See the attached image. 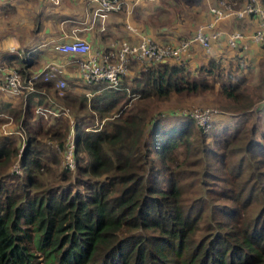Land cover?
<instances>
[{
	"label": "trees",
	"instance_id": "16d2710c",
	"mask_svg": "<svg viewBox=\"0 0 264 264\" xmlns=\"http://www.w3.org/2000/svg\"><path fill=\"white\" fill-rule=\"evenodd\" d=\"M29 56L5 62L16 61L23 81L49 91L51 79L28 71ZM138 65L116 87L100 82L83 86L96 89L89 96L57 95L106 118L97 129L74 123L80 193L37 191L36 135L47 131L30 130L32 94L24 96L16 113L23 144L0 134V264H39V254L44 264H264V130L246 125L243 110L254 102L242 73L214 58L193 70L171 61ZM212 88L243 111L226 115L212 134L222 112L202 130L188 114L168 123L147 109L171 94ZM13 162L22 174L8 172ZM197 162L200 173L188 167Z\"/></svg>",
	"mask_w": 264,
	"mask_h": 264
},
{
	"label": "crops",
	"instance_id": "0c3cea01",
	"mask_svg": "<svg viewBox=\"0 0 264 264\" xmlns=\"http://www.w3.org/2000/svg\"><path fill=\"white\" fill-rule=\"evenodd\" d=\"M223 1L232 11L213 21L208 29L217 35L210 38L209 52L205 53L196 42H192L186 61L203 65L208 58H214L220 67H236V72L242 74L246 67L254 69L258 63L264 67V46L249 37L264 19V0L260 2L261 15L237 14L245 0ZM94 3L93 0H0V64L5 66V57L9 54L26 59L30 55L32 65L28 71L32 75L53 66L67 82L74 78L82 83L70 62L71 56L55 48L60 42L78 37L86 40L92 50L114 49L120 41L135 43L140 37L157 43H174L181 37L192 35L198 25L211 20L208 8L217 6L219 0H124L125 6L119 12H108L104 17L93 16ZM231 31L242 35L232 48L226 41ZM80 89H85L81 94L86 96L96 91ZM70 93L78 94L76 88ZM51 98V95L43 94L33 95L30 100L46 105ZM21 100L23 102L20 95L0 89V111L4 114L9 109L16 114ZM1 130V134L10 135L19 131L10 124L7 129L0 126Z\"/></svg>",
	"mask_w": 264,
	"mask_h": 264
},
{
	"label": "rangeland",
	"instance_id": "374dc122",
	"mask_svg": "<svg viewBox=\"0 0 264 264\" xmlns=\"http://www.w3.org/2000/svg\"><path fill=\"white\" fill-rule=\"evenodd\" d=\"M95 4V3H94ZM120 11V10H119ZM116 11V12H119ZM91 12V11H90ZM211 18V17H210ZM180 30V28H179ZM136 37H138L136 35ZM12 47H10L11 49ZM111 50V49H108ZM11 51V50H9ZM197 54V53H196ZM133 64H130V72L133 70V68L137 65L135 60L132 61ZM260 62V61H259ZM186 65H188V68L195 69L198 65L195 64H189L186 62ZM11 67H14L16 70L19 67V64L17 62H5V66H3V63L0 64V82L4 75V73ZM50 67V66H49ZM53 67V66H52ZM55 68V67H54ZM244 69L243 78L245 79V82L243 84V87L245 88L246 92L253 98V104L251 108L245 109L243 111L247 112L249 114L248 119L246 120V125H250L255 123L258 128H261L264 130V110L258 109V106L260 105V102L264 99V83L260 84V82H263L264 80V67L260 63L257 64V67L248 68L246 67ZM129 69V68H128ZM55 70H57L55 68ZM20 80L23 82L22 76L20 72H18ZM241 75L236 72L235 75ZM34 77V74L32 75ZM48 75H44L43 77H47ZM206 78V77H205ZM45 79H51L52 81V87L49 89V91L42 90V89H36L33 92H30L29 94H32L29 96L32 97L33 95L36 96H42L43 94L51 95L53 98H51L48 104L44 105L42 102L40 104H37L35 102L36 100H33V113L31 110L32 117L30 118V130L32 131H41L46 132V134L36 135L37 142L35 143L36 149L38 150V153L40 155L39 164H38V171L37 176H39V186H37L38 190L46 189L49 187L59 188V191L62 190L64 192H68V194H73L74 192L80 193L83 189V185L81 181H78V178H80L77 175L76 172V166L77 162H75V156L73 154V166L69 169L66 168V164L68 162L64 161V142L66 135L69 136L70 130L74 132V123L81 125L83 128H101L105 122L106 118H99L97 114L89 113L87 110H76L71 105H67L61 102L57 95L62 94H71L70 90L73 88H76V92L81 94L82 91L85 89H80V87L84 88L83 84L77 81L74 78H70V81L67 82V80H64L61 78L60 73L56 71H50V75ZM209 83L212 82V79L209 77L206 78ZM57 81H63V85L59 86L57 84ZM76 84V85H75ZM255 89V93H253ZM56 90V92H55ZM90 90V89H89ZM253 93V94H252ZM28 94L20 93V97L26 96ZM223 98L218 95L216 89L212 88L210 90H203V91H195V92H189L187 94L180 93V94H171L169 98L163 102H160L156 108L153 107V103H148V111H152L151 115H153L156 118L161 119L163 122H172L174 120H177V115H182V112L189 111L193 109L198 108H213L219 110V112H222L224 116L219 119L216 129H212L210 133L216 132L220 130V127L225 121H228L231 119V117H228L226 115L233 114V112L236 113H242L243 111L240 109H232L229 108L231 106L228 105V103L225 102V100H222ZM24 102V101H23ZM23 102L21 100V106H23ZM262 104V103H261ZM228 106V107H227ZM39 107L36 111V108ZM236 110V111H235ZM52 112H57L56 115ZM114 112V111H113ZM112 112V113H113ZM3 114V115H1ZM9 114V115H8ZM1 122L0 126L2 129H7V126H15L19 130L18 132L14 131L11 133V136L15 138V145L17 148L21 147L23 144V139L25 138V133L21 130V128H18V121H17V114L13 115V112L10 113L7 112L4 114L0 111ZM258 118L256 119V116ZM109 116V115H107ZM4 124V125H3ZM220 126V127H219ZM198 130V129H195ZM201 131V130H199ZM2 130L0 131L1 134ZM52 132H57L56 136H52ZM61 134V135H60ZM60 139V140H58ZM74 143V141H73ZM75 152V149H74ZM53 156L56 160L54 162L49 159V156ZM80 155V154H79ZM198 156V155H197ZM189 159H193V155L189 157ZM203 162H197L196 164L189 165L188 167L195 168L200 173L202 171V165ZM11 173H17L22 174L23 170L20 167L19 162H13L11 167L8 171ZM80 182V183H79ZM214 203H219L218 200H213ZM30 250H33V252L37 253V250L34 249V246L32 243H29ZM41 256V257H40ZM38 258L40 259L39 264H44L42 254L38 255Z\"/></svg>",
	"mask_w": 264,
	"mask_h": 264
},
{
	"label": "built area",
	"instance_id": "2783aa9c",
	"mask_svg": "<svg viewBox=\"0 0 264 264\" xmlns=\"http://www.w3.org/2000/svg\"><path fill=\"white\" fill-rule=\"evenodd\" d=\"M93 1L96 3L92 11L93 16L104 17L108 12L119 11L125 6L124 0ZM260 2L261 0H245L243 8L237 11V14L252 13L261 15ZM208 9L212 15L211 20L198 25L192 35L181 37L174 43H157L149 38L140 37L135 43L127 40L120 41L111 50H92L86 40L74 37L69 41L60 42L55 48L59 52L71 56L70 62L77 70L78 77L83 84L102 82L104 87H116L120 79L127 75V70L133 60L143 66L164 61L184 65L187 62L186 59L192 42H196L205 53H208L210 50V38L217 36L216 33L208 32V29L211 28L213 21L227 15L232 11V8L225 1L219 0L217 6H210ZM241 36L238 31H231L226 39L228 46L234 47ZM249 37L252 41L264 45V19H261L258 27ZM55 68L47 67L42 73L49 76L50 71L58 72L59 69ZM57 84L62 86L63 81H57ZM0 89L15 95H20V93L29 94L35 91L29 80L23 82L20 80L18 71L14 67L9 68L4 73L0 82ZM38 109L40 108L37 107L36 111ZM52 113L56 115L57 112ZM217 113H219L217 109L203 107L182 112L183 115H190L194 119L195 124L202 130L209 128L211 117ZM73 137L74 132L70 130L69 136L66 135L64 142V161L68 162L66 169L72 167V162H74Z\"/></svg>",
	"mask_w": 264,
	"mask_h": 264
}]
</instances>
